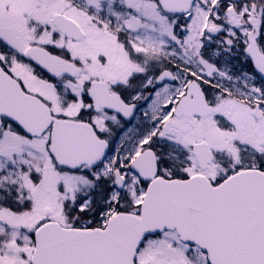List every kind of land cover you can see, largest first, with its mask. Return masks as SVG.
<instances>
[{
  "label": "snow or ice",
  "instance_id": "obj_1",
  "mask_svg": "<svg viewBox=\"0 0 264 264\" xmlns=\"http://www.w3.org/2000/svg\"><path fill=\"white\" fill-rule=\"evenodd\" d=\"M0 264H264V0H0Z\"/></svg>",
  "mask_w": 264,
  "mask_h": 264
}]
</instances>
